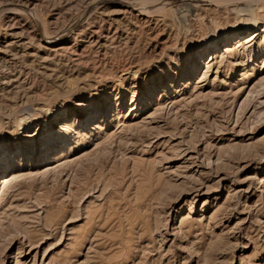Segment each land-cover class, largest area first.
<instances>
[{
  "label": "rangeland",
  "instance_id": "1",
  "mask_svg": "<svg viewBox=\"0 0 264 264\" xmlns=\"http://www.w3.org/2000/svg\"><path fill=\"white\" fill-rule=\"evenodd\" d=\"M0 264H264V0H0Z\"/></svg>",
  "mask_w": 264,
  "mask_h": 264
},
{
  "label": "bare ground",
  "instance_id": "2",
  "mask_svg": "<svg viewBox=\"0 0 264 264\" xmlns=\"http://www.w3.org/2000/svg\"><path fill=\"white\" fill-rule=\"evenodd\" d=\"M239 8V7H238ZM252 29V28H251ZM248 32H250V29H242V30H239V32L232 36L230 34H227V35H223V36H220V37H217L215 39V41L213 42H208L206 45H204V48H203V51L202 52H206L210 49H213L214 46L216 45H219V44H223V43H228V42H231L232 40H234L235 38H242V36L244 34H247ZM240 40V39H239ZM249 40V39H248ZM241 41V40H240ZM63 47V46H62ZM202 56V54H200V57ZM90 120L92 119H95L93 116L89 117ZM19 149V148H18ZM8 155V156H7ZM9 153H6V157L5 159H2L1 161H3L2 163L5 164L4 161H7L9 159ZM8 162V161H7ZM6 162V163H7ZM7 165V164H6ZM4 166V165H3ZM6 181V180H5Z\"/></svg>",
  "mask_w": 264,
  "mask_h": 264
}]
</instances>
